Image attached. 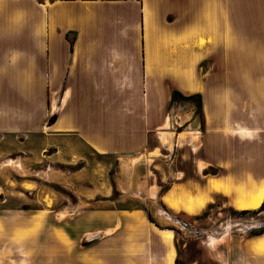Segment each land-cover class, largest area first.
Returning <instances> with one entry per match:
<instances>
[{
	"label": "crops",
	"instance_id": "0c3cea01",
	"mask_svg": "<svg viewBox=\"0 0 264 264\" xmlns=\"http://www.w3.org/2000/svg\"><path fill=\"white\" fill-rule=\"evenodd\" d=\"M34 135L122 156L120 179L141 168L155 222L122 195L0 200V264H264V232L209 230L264 199V0H0V154Z\"/></svg>",
	"mask_w": 264,
	"mask_h": 264
},
{
	"label": "rangeland",
	"instance_id": "374dc122",
	"mask_svg": "<svg viewBox=\"0 0 264 264\" xmlns=\"http://www.w3.org/2000/svg\"><path fill=\"white\" fill-rule=\"evenodd\" d=\"M123 161L119 155L96 153L74 137L61 141L48 139L45 143L34 135L25 141L22 151L0 154V200H5L7 207L21 210H54L71 208L79 198L101 201L107 193L113 200L123 196L114 201V205L143 207L151 216L153 204L146 199L141 187L134 184L137 173H142L141 168L135 172L133 180L124 174L120 179ZM126 162L129 164L125 161L123 168L133 167L132 163L127 167ZM223 210L225 213L214 223L210 222L212 228L209 230L214 236H217V230L220 233L229 231L240 243L241 239L264 229V207L256 213L245 214ZM161 225L173 227L164 222ZM194 233L191 229L189 234Z\"/></svg>",
	"mask_w": 264,
	"mask_h": 264
},
{
	"label": "bare ground",
	"instance_id": "6f19581e",
	"mask_svg": "<svg viewBox=\"0 0 264 264\" xmlns=\"http://www.w3.org/2000/svg\"><path fill=\"white\" fill-rule=\"evenodd\" d=\"M214 187L219 188L217 184L214 185ZM165 201L169 203L170 205H172V203L169 202L168 198H165ZM262 202H263V189L260 186H255L243 192L240 195V199L237 200L236 205H237V208L239 209H254V208H258ZM165 234L167 236H170L171 232L167 231L165 232ZM252 248L255 251L264 252V234L261 237L256 239Z\"/></svg>",
	"mask_w": 264,
	"mask_h": 264
},
{
	"label": "trees",
	"instance_id": "16d2710c",
	"mask_svg": "<svg viewBox=\"0 0 264 264\" xmlns=\"http://www.w3.org/2000/svg\"><path fill=\"white\" fill-rule=\"evenodd\" d=\"M178 95H179V94H178L176 91H173V92H172V99L175 98V97H177ZM182 98H183V99H192V100H196V102H197V106L200 107V96H199L198 94H194V95H190V96H186V97H182ZM263 207H264V199H263V202L261 203V205H260L258 208H256V209H252V210H241V211H236V212H238V213H240V214H245V213H256V212L260 211ZM148 219H149L151 222H155V221L152 219V217L149 215V213H148ZM156 225L158 226V224H156ZM168 228H169V229H173V228H171V227H168ZM263 232H264V229L261 230L259 233H263ZM257 234H258V233H257ZM174 264H179L177 259H175Z\"/></svg>",
	"mask_w": 264,
	"mask_h": 264
},
{
	"label": "water",
	"instance_id": "95a60500",
	"mask_svg": "<svg viewBox=\"0 0 264 264\" xmlns=\"http://www.w3.org/2000/svg\"><path fill=\"white\" fill-rule=\"evenodd\" d=\"M54 121V118H52L51 122Z\"/></svg>",
	"mask_w": 264,
	"mask_h": 264
}]
</instances>
